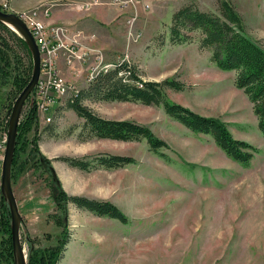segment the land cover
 Returning a JSON list of instances; mask_svg holds the SVG:
<instances>
[{"label":"rangeland","instance_id":"374dc122","mask_svg":"<svg viewBox=\"0 0 264 264\" xmlns=\"http://www.w3.org/2000/svg\"><path fill=\"white\" fill-rule=\"evenodd\" d=\"M219 1L45 0L26 9H36L45 24L62 28V42L75 56L68 63L70 55L61 58V50L66 51L62 48L57 64L73 75L76 91L97 71L126 60L147 80L178 78L186 88L168 89L171 101L222 119L234 137L258 148L245 166L229 157L211 135L192 132L162 106L130 101L84 103L102 117L150 127L168 148L153 150L146 139H85L84 119L65 105L75 93L62 96L57 99L61 105L50 111L51 121L39 116L41 152L52 160L69 195L111 201L128 222L70 203V241L58 264H264V135L252 103L236 87L235 71L221 70L211 61L212 52L200 48L198 32L190 43L174 44L170 39L172 16L179 8L194 3L218 13ZM230 1L242 15L248 36L264 47V0ZM55 7L66 10L68 22L49 21ZM12 8L9 12L15 11ZM11 43L22 57L21 66L27 65L30 60L21 45L13 39ZM15 92L10 82L0 86L2 114L8 110L11 115ZM102 152L136 161L117 169L82 171L56 159ZM49 183V172L31 164L12 181L27 257L30 240L43 248L57 244L61 236L62 227L52 216L58 211ZM4 234L5 230L0 235Z\"/></svg>","mask_w":264,"mask_h":264},{"label":"trees","instance_id":"16d2710c","mask_svg":"<svg viewBox=\"0 0 264 264\" xmlns=\"http://www.w3.org/2000/svg\"><path fill=\"white\" fill-rule=\"evenodd\" d=\"M199 33L201 49L212 52L211 61L221 70L235 71V85L244 91L252 103L258 120V127L264 135V47L252 39L245 31L244 19L230 0L219 1V12L200 9L194 3L179 8L172 16L170 39L174 44L190 43L195 33ZM6 33V34H5ZM11 39L17 41L30 62L21 66V59ZM33 73V57L26 40L9 26L0 21V86L11 83L16 92L9 104L11 110L15 100L28 84ZM186 84L178 78L163 80L145 79L136 65L122 61L111 68H103L88 78L87 85L78 89L75 95L65 102L68 109L74 110L84 119L87 130L85 139L107 138L120 141L146 139L153 150L168 148V143L159 138L153 130L135 121L126 119H110L97 114L84 103L90 101H130L145 105L162 106L165 112L195 133L211 135L216 144L234 161L248 166L258 148L247 140L234 137L226 122L218 117L202 115L181 103L171 101L167 90L183 91ZM62 103V102H61ZM61 103L59 105H61ZM57 105L56 107H58ZM39 117L37 107H30L21 118L18 127L16 145L13 153L10 176L13 182L22 175L30 164L46 169L50 175L52 198L57 213L52 214L56 223L62 227L57 244L48 247H34L30 240L27 264H58L70 241L69 204L89 210L98 216H107L122 223L128 222L127 215L114 203L107 200L89 198L83 195H69L57 176L52 160L44 155L39 146ZM73 126L70 133L74 131ZM34 132L33 137L29 134ZM26 155V156H23ZM56 159L65 161L69 166L82 171L96 169H117L134 163L131 156L98 153L93 155L59 156ZM0 211L3 217L0 261L16 264L12 235L11 215L8 203L2 195Z\"/></svg>","mask_w":264,"mask_h":264},{"label":"built area","instance_id":"2783aa9c","mask_svg":"<svg viewBox=\"0 0 264 264\" xmlns=\"http://www.w3.org/2000/svg\"><path fill=\"white\" fill-rule=\"evenodd\" d=\"M0 9L8 12L11 11L9 0H0ZM35 10H23L16 13L33 33L41 52V76L35 89L27 99V105H29V108L36 106L38 117L41 114L44 118L48 119L50 116L45 113L49 112L56 98L63 94H68L75 86L74 83L68 82L59 74L57 64L58 53L62 48H65L66 51L68 50V56L70 55L68 63H71L75 52L62 42V28L60 26L45 24ZM46 14H49V10ZM9 124L10 115L8 110L2 114V107H0V199L2 196V166L8 141ZM2 227L3 217L0 211V234Z\"/></svg>","mask_w":264,"mask_h":264},{"label":"water","instance_id":"95a60500","mask_svg":"<svg viewBox=\"0 0 264 264\" xmlns=\"http://www.w3.org/2000/svg\"><path fill=\"white\" fill-rule=\"evenodd\" d=\"M0 21L26 40L33 57V73L31 79L15 100L10 115L8 141L2 166V195L5 197L10 210L11 235L16 264H27V255L23 248L20 235L22 216L19 211V205L14 192L10 171L22 113L28 97L35 89L41 76V52L33 33L28 28L27 24L15 12H8L0 9ZM13 27H15V29Z\"/></svg>","mask_w":264,"mask_h":264},{"label":"crops","instance_id":"0c3cea01","mask_svg":"<svg viewBox=\"0 0 264 264\" xmlns=\"http://www.w3.org/2000/svg\"><path fill=\"white\" fill-rule=\"evenodd\" d=\"M44 1L45 0H36L33 3L32 0H11V7H13L12 8L13 11L15 10L14 12H17V11L19 12V11H23V10H26V9L30 8L31 6L37 7L38 5H41ZM65 11H66L65 9H60L58 7L52 8V15L50 14L51 15L50 16L51 18H50L49 21L50 22L51 21L52 22H56V23L68 22L69 19L66 17V15H64L65 14ZM50 13H51V10H50ZM68 24H70V23H68ZM68 53H69L68 51L61 50V53H60L61 54V58H63V57L65 58V56H68ZM67 66L69 68L71 67V65H67ZM58 72H59V74L61 76H64L67 81L72 82V83H75V81H72L70 79V76H73L72 74L66 73V71H64V69H60V68H58ZM60 103L61 102L56 101L55 104H53L51 106V108H50V110H49V112H48L47 115L54 116V112L52 114V113H50V111H51L52 107L55 108L56 105H59ZM54 169H55V167H54ZM55 172H56V169H55ZM56 174H57V172H56Z\"/></svg>","mask_w":264,"mask_h":264},{"label":"bare ground","instance_id":"6f19581e","mask_svg":"<svg viewBox=\"0 0 264 264\" xmlns=\"http://www.w3.org/2000/svg\"><path fill=\"white\" fill-rule=\"evenodd\" d=\"M13 28L15 29V27H13ZM76 89H77V88H76V85H75L74 88H73V90H72V91H69L68 94H70V93H75ZM66 95H67V94H63V95L57 97V98H56V101H58L59 98H61L62 96H66ZM57 99H58V100H57ZM56 101H55V102H56ZM55 102H54V104H55ZM51 120H52L51 117L47 119L48 122L51 121Z\"/></svg>","mask_w":264,"mask_h":264}]
</instances>
